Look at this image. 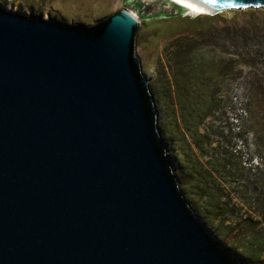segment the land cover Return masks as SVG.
Segmentation results:
<instances>
[{
  "label": "water",
  "instance_id": "obj_1",
  "mask_svg": "<svg viewBox=\"0 0 264 264\" xmlns=\"http://www.w3.org/2000/svg\"><path fill=\"white\" fill-rule=\"evenodd\" d=\"M138 30L124 9L75 23L0 1V264H243L180 191Z\"/></svg>",
  "mask_w": 264,
  "mask_h": 264
},
{
  "label": "rangeland",
  "instance_id": "obj_2",
  "mask_svg": "<svg viewBox=\"0 0 264 264\" xmlns=\"http://www.w3.org/2000/svg\"><path fill=\"white\" fill-rule=\"evenodd\" d=\"M0 1L44 9L46 17L69 16L70 22L75 23H94L121 9L131 12L139 22L135 54L143 70L150 72L154 85L164 88L163 117L166 122L169 121L170 110L177 112L171 66L174 51L181 48L188 59L205 63L212 72L218 69L226 72L219 81V96L228 100L198 128L199 132L211 136V146L227 140L232 142L236 127L240 125L239 119H234V113H241L240 121H246L245 106L249 104L254 111L257 110L255 116L262 114L256 123L260 126L257 129L261 128L264 134L263 8L215 13L212 16L211 13L197 14L170 0ZM233 61L237 63L236 72L223 65ZM229 64L227 66L231 67ZM227 124L231 127L230 131ZM261 136L264 135L258 137V143L263 141ZM172 141L177 148L176 141ZM237 149L246 166L259 167L260 160L253 152L251 132L247 133L246 140L237 143ZM251 154V160H248ZM232 201L241 207L240 215L248 213L253 219L259 218L237 199ZM213 224L216 227L217 222Z\"/></svg>",
  "mask_w": 264,
  "mask_h": 264
},
{
  "label": "trees",
  "instance_id": "obj_3",
  "mask_svg": "<svg viewBox=\"0 0 264 264\" xmlns=\"http://www.w3.org/2000/svg\"><path fill=\"white\" fill-rule=\"evenodd\" d=\"M177 50L172 55L171 66L177 112L170 110L169 116L166 113L169 121L165 126L172 132L168 131V139L164 140L177 143L172 152L178 157L175 172L180 191L206 226L217 222L213 233L234 257L243 264H264V136H261L262 142H257L264 134L256 123L262 114L255 116L257 110L246 105L244 123L240 121L241 113H234L240 125L232 142L227 140L211 146V136L199 132L198 128L228 100L219 96V81L226 72L220 69L212 72L205 63L190 60L185 51ZM228 64L223 63L233 72L237 71L236 61L230 62L231 67ZM227 128L230 131L229 124ZM249 132L253 152L260 160L259 167L246 166L237 149V143L246 140ZM233 198L259 218L253 219L248 213L240 215L241 207Z\"/></svg>",
  "mask_w": 264,
  "mask_h": 264
},
{
  "label": "bare ground",
  "instance_id": "obj_4",
  "mask_svg": "<svg viewBox=\"0 0 264 264\" xmlns=\"http://www.w3.org/2000/svg\"><path fill=\"white\" fill-rule=\"evenodd\" d=\"M170 1H172V0H170ZM172 2H174V1H172ZM174 3H176V2H174ZM176 4H178V3H176ZM178 5H180V4H178ZM183 6V5H182ZM188 8V7H187ZM188 9H191V8H188ZM192 10H194V9H192ZM197 14H205V13H208V12H202V11H197V10H194ZM194 12V13H195ZM131 13V12H130ZM132 14V13H131ZM133 15V17L138 21V19L134 16V14H132Z\"/></svg>",
  "mask_w": 264,
  "mask_h": 264
},
{
  "label": "clouds",
  "instance_id": "obj_5",
  "mask_svg": "<svg viewBox=\"0 0 264 264\" xmlns=\"http://www.w3.org/2000/svg\"><path fill=\"white\" fill-rule=\"evenodd\" d=\"M210 15H214V14H210Z\"/></svg>",
  "mask_w": 264,
  "mask_h": 264
},
{
  "label": "snow or ice",
  "instance_id": "obj_6",
  "mask_svg": "<svg viewBox=\"0 0 264 264\" xmlns=\"http://www.w3.org/2000/svg\"><path fill=\"white\" fill-rule=\"evenodd\" d=\"M231 6V5H230Z\"/></svg>",
  "mask_w": 264,
  "mask_h": 264
}]
</instances>
